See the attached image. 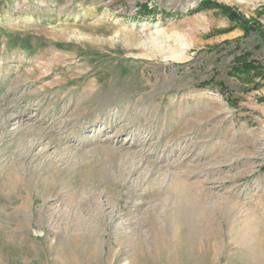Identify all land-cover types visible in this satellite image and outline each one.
<instances>
[{
    "label": "rangeland",
    "instance_id": "obj_1",
    "mask_svg": "<svg viewBox=\"0 0 264 264\" xmlns=\"http://www.w3.org/2000/svg\"><path fill=\"white\" fill-rule=\"evenodd\" d=\"M256 27L264 0H0V264H264Z\"/></svg>",
    "mask_w": 264,
    "mask_h": 264
},
{
    "label": "trees",
    "instance_id": "obj_2",
    "mask_svg": "<svg viewBox=\"0 0 264 264\" xmlns=\"http://www.w3.org/2000/svg\"><path fill=\"white\" fill-rule=\"evenodd\" d=\"M253 31H256L258 34H260V36L264 37V29L262 28H253ZM245 32H248V29H245ZM248 57L246 56V58L244 56H242L241 58L238 59V62H241L240 65H238L237 68L235 69L236 75L242 76V75H249L252 73L253 77L255 78H259L260 80L263 81L264 84V66L259 65L256 62L253 61H249L247 60ZM258 83H256L254 85V87H258L259 85H257ZM220 90L223 91V85H220Z\"/></svg>",
    "mask_w": 264,
    "mask_h": 264
}]
</instances>
